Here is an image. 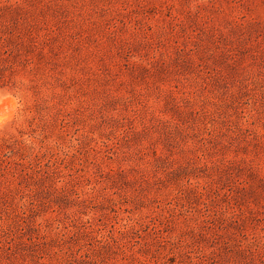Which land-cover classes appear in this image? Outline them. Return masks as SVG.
Returning a JSON list of instances; mask_svg holds the SVG:
<instances>
[{
  "label": "rangeland",
  "instance_id": "374dc122",
  "mask_svg": "<svg viewBox=\"0 0 264 264\" xmlns=\"http://www.w3.org/2000/svg\"><path fill=\"white\" fill-rule=\"evenodd\" d=\"M0 264H264V0H0Z\"/></svg>",
  "mask_w": 264,
  "mask_h": 264
}]
</instances>
